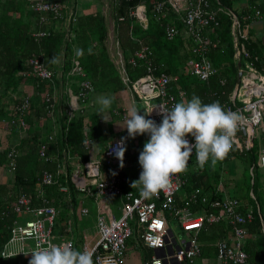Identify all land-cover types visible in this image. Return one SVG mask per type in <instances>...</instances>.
I'll return each instance as SVG.
<instances>
[{
	"label": "trees",
	"instance_id": "obj_1",
	"mask_svg": "<svg viewBox=\"0 0 264 264\" xmlns=\"http://www.w3.org/2000/svg\"><path fill=\"white\" fill-rule=\"evenodd\" d=\"M31 1L0 0V127L4 126L13 138H18L17 143L0 149V172L7 169V152L11 148L16 149L19 154L11 184H3V181L0 180V208L6 204L3 205L2 202L7 200L11 203L19 193L33 194L39 189L41 174L44 171L54 173L57 169L56 161L52 159L54 151L65 150L73 158L80 159L84 165L90 160L86 142L102 141L101 124L95 113L77 112L71 120H68L66 115L69 109L68 98L66 102L60 99V110L59 107L58 110L55 109L56 102L53 101L52 106L48 109L49 104L44 100L47 93L55 96L57 87L67 80V75L70 74L75 61L78 62L80 69L91 82L93 93L113 95L126 92L129 89L132 91L133 84L150 74L149 69L152 68L153 73H151L155 77L161 75L172 77L174 83L183 92L185 100H190L195 94L201 98L204 104L219 101L223 107L225 103L229 102L238 72L234 60L232 19L227 13L219 12V26L209 30L211 40L221 41V45L217 49H211L207 56L217 69V74L206 81H200L186 72L194 55L192 53L193 39L184 34V16L182 13L174 12L167 0H105L109 20L101 9L104 0H94L95 2L86 0L90 6L93 3L97 4L98 7L95 5L96 10L85 14L72 12L71 15L66 14L57 0H49L51 3L60 4L63 19H53L49 15L48 20L44 22H39V13L31 9ZM209 1L214 9L222 8L237 17L239 31L246 32V39L240 41L250 55V59L258 58L259 61L264 59L261 44L257 43L253 37L254 31L246 28L251 21L246 17L249 15L251 17L253 6L260 11L264 19V0H261L260 3H257L256 0ZM242 2L247 6L242 8L240 6ZM155 3L163 4L164 11H166L165 17L157 16L154 13ZM89 5L87 7H90ZM139 6L145 8L146 23L140 22L134 15ZM66 7L69 9L68 6ZM109 21L112 23L113 44L119 50L121 66L116 65L110 55ZM168 23L174 25L179 32L171 40H168L165 35ZM42 33H44L43 36L40 35ZM142 44L148 46L152 51L151 59L139 60L134 57L135 52L140 49ZM222 48L223 51H221ZM77 49H82L83 54L78 56ZM89 49H91V53H89ZM180 49L184 50L186 56L180 55ZM39 55H43L45 67L53 74L51 80L40 81L25 76L29 69V58ZM53 57L56 62H53ZM132 59L134 64H132ZM149 60L152 64L151 67H149ZM222 81L224 83H221ZM29 82L33 85L35 93L33 92V97L29 98V109L24 115L27 131L21 134L13 122V116L17 114L15 108L25 97L20 95L22 88ZM41 120H44L45 124L43 129L49 125L47 132H49V136L52 135L51 141L47 140L49 136L44 138L38 129ZM56 123L59 126V131L54 133L53 124ZM149 138L148 135L147 139ZM261 140L263 142L257 145L254 142L255 138L251 139L248 151H240V148H235L233 144L229 156L224 160L240 155L243 157V161L248 164L244 179L246 186L248 181L255 202L246 204L251 207L250 211L253 214L252 222L246 226L248 236L244 244L249 264H264V197L261 198V195H264V175L260 173L258 166L259 152L264 149V139ZM43 141H48L49 150L46 152V156H49V161H45L38 155L39 144ZM240 141L241 139H239ZM124 147L129 146L124 144ZM128 153L126 152L124 160L131 162L138 159L139 154L135 157L136 154L131 156ZM195 163L193 169L182 173L185 183L177 194L176 201L179 208L186 207L192 213L204 209L210 214L213 213V208L210 205L221 198L217 191L218 175L210 164L201 169L199 166L197 167V161ZM70 172L64 173L57 184L44 188V199L58 212L53 228L54 233L56 231L57 234H63L66 230L67 221L70 219L67 216L69 214L68 204L75 208L78 195H84L76 192ZM59 185L66 186L68 194L60 193ZM203 198L206 199L205 203L202 202ZM39 205L41 204L36 206ZM241 211L247 212L242 207ZM74 215L72 216L73 227L78 222ZM7 225H10V220L5 221L0 218V251L9 238ZM130 226L134 234L127 242L128 248L129 244L133 246L135 243L145 248L148 252L145 260H149H146L144 264H147L151 259L152 250L142 244L141 231L137 226V221L131 222ZM202 228L205 230L198 236V242L202 246V256L205 253V245H208V252H214L210 244L216 242V239L213 240L211 237L229 239L232 235L231 227L226 223L204 225ZM212 233L214 235L210 236ZM73 242L74 244L82 242L83 245L82 236L76 235ZM75 249L77 250L76 247Z\"/></svg>",
	"mask_w": 264,
	"mask_h": 264
},
{
	"label": "built area",
	"instance_id": "obj_2",
	"mask_svg": "<svg viewBox=\"0 0 264 264\" xmlns=\"http://www.w3.org/2000/svg\"><path fill=\"white\" fill-rule=\"evenodd\" d=\"M167 2L174 12L182 13L184 16V34L193 39L192 53L194 55L186 72H189L191 76H195L200 81H206L216 76L217 69L207 56L211 49H217L221 45V41L211 40L205 34V31L219 26V12H225L230 15L232 19L231 33L235 49L234 60L236 64L241 63L240 68H237V72L240 71L241 75L238 84L236 80L229 102L225 103L223 108L226 111L239 114L238 130L233 144L235 148L239 147L240 151H248L251 139L257 137V132L264 137L263 62L259 61L258 58L250 59V55L240 41L241 39H246V32L241 33L239 31L238 19L230 11H225L222 8L214 9L209 0H167ZM30 7L39 13V22L48 20L49 15L53 19H63L61 6L58 3H51L49 0H32ZM251 9L253 13H251V17H249L250 15L247 16V19L258 22L263 20L257 8L253 6ZM154 13L157 16L162 15L165 17L166 11H164L162 3L154 4ZM134 15L140 22H144V6H139ZM246 28L248 29L250 26ZM178 34L176 27L168 23L165 28L167 39L171 40ZM40 35L43 36L44 33ZM221 51H223V48ZM152 56V51L144 44L140 45V49L134 54V57L139 60L151 59ZM131 61L134 64V60L132 59ZM151 66L152 64L149 60V67ZM260 66L261 68H259ZM28 67L29 69L25 76L29 79L45 81L51 80L53 77L51 71L45 67L43 55L29 58ZM149 71L150 74L135 82L133 88L136 95L142 101H146L147 107H154L151 114L148 115V119H152L159 125L162 121L160 108L170 110L175 103L185 100V98L172 77L167 75L155 77L152 74V68ZM69 75L80 78L77 94L73 98L74 101L69 104V109L66 113L68 120H71L77 111L89 112L87 108H81L77 103L85 104L87 102L92 93V84L76 61ZM221 83H224V81ZM29 98V96H25L22 99V102L15 108L17 114L13 116V122H15L17 130L21 134L27 131L24 115L29 109ZM44 100L49 104L47 106L49 109L52 106V101L55 102V96L47 93L44 96ZM149 102L153 103L150 104ZM187 139L194 144L193 137L188 136ZM239 139H241L240 142ZM47 140L51 141L52 137L49 136ZM48 141L41 142L38 149V155L45 161H49V156H46V152L49 150ZM86 147H89V141L86 142ZM121 148H125L121 140H113L107 145L104 151L105 164L107 166H113L120 162L116 152ZM194 156L195 150L193 149L188 166ZM18 157V152L14 148L7 152V169L9 172H15ZM258 166L264 171V149L259 152ZM82 172L92 178L94 181L93 188H90L86 183H75L76 192L93 198L120 197L123 204L122 214L118 219L110 213L97 216L98 239L94 244L83 237L81 251L92 252L94 264H112L113 261L114 264H126L127 242L134 234L130 223L134 220L137 221V226L141 231L140 240L142 244L146 248L153 250L154 253H158L152 256L147 264H198V259L201 257L202 252L201 245L198 242L199 230L204 225H217L219 223L229 224L232 235L229 240L218 241L215 244V256L218 263L249 264L244 251V244L248 236L246 226L252 222L253 214L251 211L243 213L239 200L222 192L224 191L223 186L220 187L219 185L217 188L221 195L220 200L210 205L213 208V213L208 214L204 209H201L202 214L193 218L192 215L188 214L189 209L186 207L179 208L176 201V196L185 183L182 179V174L173 177L172 184L167 190L161 191L158 196L152 199H145L140 194L123 190L122 183L124 179H100L98 162L88 163ZM82 172L78 170L76 175H82ZM63 175L64 172L61 166H57L54 173L44 171L39 178L40 187L37 191L33 194L19 193L11 203H6L3 208H0V218L5 221L10 220V225H7L9 238L1 248V259H16V264H28L31 259L30 252L37 250L41 246H46L48 243H53V228L58 212L54 207L49 206L44 199V188L57 184ZM59 192L68 194V188L64 185H59ZM36 200L37 202H35ZM202 202L205 203L206 199L203 198ZM37 204L41 205L36 206ZM165 213H169L177 219L181 231L185 234L181 242L176 240L170 230ZM80 214L86 216L88 210L85 208L81 209ZM22 215H29L31 218L22 224L19 221ZM71 231L72 224L69 221L66 224L64 233L58 234V236L62 237V241L53 244L70 243L75 248L72 239H65V236L70 234ZM26 241H31L32 247L25 244ZM17 244H19V247L16 246ZM13 246L16 247L15 250L12 249Z\"/></svg>",
	"mask_w": 264,
	"mask_h": 264
},
{
	"label": "clouds",
	"instance_id": "obj_3",
	"mask_svg": "<svg viewBox=\"0 0 264 264\" xmlns=\"http://www.w3.org/2000/svg\"><path fill=\"white\" fill-rule=\"evenodd\" d=\"M76 54L82 55L83 50L77 49ZM53 62H56L55 57ZM112 102L109 97L98 98L102 106L100 111L109 109ZM153 109L148 107L144 115H140V109L130 108L125 126L129 138L142 134L150 137L138 156L142 169L139 179L131 183L132 188H139L140 196L145 199L158 196L171 186L174 176L187 171L193 149L201 169L206 164L214 168L224 161L232 150L240 120L238 113L226 111L219 101L204 104L195 94L190 100L175 103L170 110L160 108L162 121L159 125L146 119ZM188 136L194 138V144L189 142ZM124 151L121 148L116 152L120 167H123ZM30 254L28 264H94L92 252L76 250L70 243H48Z\"/></svg>",
	"mask_w": 264,
	"mask_h": 264
},
{
	"label": "crops",
	"instance_id": "obj_4",
	"mask_svg": "<svg viewBox=\"0 0 264 264\" xmlns=\"http://www.w3.org/2000/svg\"><path fill=\"white\" fill-rule=\"evenodd\" d=\"M256 1L257 3L261 2V0H256ZM57 2H59L62 5V7L64 8L63 10L66 12L67 15H71L72 12H77L78 14L79 13H83V14L92 13L93 11L96 10L95 6H93L94 8L92 7L93 4H91L90 7H86L84 4L80 6L79 4L80 0H57ZM66 6H68L69 9ZM240 6L244 8L245 7L244 2H242ZM253 34H254L253 37L257 41V43L259 42L261 44L260 45V47H262L261 52L263 53V57H264V19L257 22L256 28L254 29ZM260 60L264 64V59H260ZM259 68H261V66ZM79 82H80L79 77L67 75V80L64 83L59 84V86L56 89L57 92L55 93V102H56L55 109L56 110H58V107H59V110L61 109L59 105L61 102L60 99L65 100L66 102V99L68 98L69 104L71 103V101H74L73 98L77 94ZM33 92H34L33 85L29 82V83H26L25 86L22 88L20 95L21 97L22 96L23 97L24 96L33 97L34 95ZM100 97H109V98H112V101H113L111 107L109 109H106L103 112L100 111L102 106L98 103V98ZM153 101L156 102L155 100ZM149 103L152 104L153 102H149ZM77 105H79V107L81 108H87L90 113H95L98 116L100 124H101L102 136H103L102 141L100 142L99 141H93V142L89 141V147H86V148L89 151L90 160L84 165H82L80 159L73 158L72 156H70V153L69 152L67 153L65 150L54 151L52 159H55L57 166H61V169L63 170L64 173H67V171H71L70 172L71 181L74 184V186H75V183H81V184L86 183L90 188H93L94 181L92 180V178L88 177L86 174H83L82 171L85 169L88 163L97 162L95 155L98 154L100 151H103L104 153L107 145L110 142H112L113 140H121L125 144V146H129L124 149L125 150L124 157H125L126 152H129L128 154L131 156H133L132 154H136L134 155L136 157L137 154H140V151L143 150V146L146 143V140H148L147 139L148 135L142 134V135H137L135 138H129L127 129L125 126H126V121L128 119V111L130 110V108L136 107L140 109L138 114L144 115V109H147L148 107H147L146 101H142L136 95L133 87H132V91L129 89L126 92H122L120 94H113V95L99 94V93L92 92L85 104L78 102ZM146 119H148V116H146ZM44 125H45L44 123L41 124L42 129ZM53 127H54V133H57L59 131L58 124L57 123L53 124ZM47 128L46 129L44 128L46 131L43 129L45 134H43L42 132L44 138L49 136L48 135L49 132H47ZM38 129H39V126H38ZM1 131L7 132V130H0V132ZM7 133L3 134V139L0 138V149H3L2 146H3L4 140L7 144L5 148L10 146L13 143L18 142L17 137L13 138L10 132L8 134ZM126 142H127V145H126ZM95 144H99V145L94 148V154H91V149L95 146ZM124 157H123V167H120L121 162L113 165L114 168H118V169L115 172H112L111 175L101 172L99 168L100 179H103V180H107L111 178L124 179V182L122 183V189L124 188L125 191H130L134 194H140L139 188H132L131 183L132 181L139 179V174L142 171V169H139V167L136 168L138 164L135 162V160L129 162L128 160H124ZM78 170L82 172V175H76V172ZM13 174L14 173L9 172L8 169L6 170L4 169L3 172H0L1 182L3 181L2 182L3 184L9 183L10 185L12 182ZM261 174H262V171H261ZM220 189L222 190V188ZM76 200H77V203H75V208L72 205L68 204L69 214L67 216H69L70 218L69 221L72 224V230H73V223H74V219L72 220V216L73 214H75L74 217L77 218L78 223L82 224L81 230L83 231V233L80 236H82V238L83 237L86 238L87 241L91 242L92 244H94L98 239L96 221L93 222L92 225H90L87 221H83L82 217H85V216H82L80 214V210L85 208L88 210V214H90L91 213L90 208L93 209L92 211L95 214L96 219L98 215H102V214L106 215V213L107 214L110 213L116 219H118L122 214L121 210H122L123 204H122V199L120 197L93 198V197H89L85 195H78ZM2 203L4 205L5 203H9V201L6 200L5 202H2ZM242 208L245 211H250L251 207L247 205H242ZM188 211H189L188 214L190 216L192 215L193 218L198 217L202 214L201 210L196 213H192L190 209ZM69 221H67V223ZM204 230L205 228H202L201 230H199L198 236ZM71 233H70V236L73 238V233L72 234ZM213 235L214 234L212 233L210 236H213ZM211 238L213 240L216 239V242L210 244L214 252H211V253L208 252V245H205V248H206L205 253L203 256L201 253V257L198 259V264H219L215 256V244L218 241L229 240V239H226V238L219 239L216 236L211 237ZM75 247L77 248V250L81 251L82 244L78 242L77 244H75ZM147 254L148 252L146 251V249L142 248L139 244L135 243L133 246L129 244L128 254L126 256L125 262L126 264H144L146 260H149V259L145 260V257H147ZM156 254L158 253H154V251L152 250V256Z\"/></svg>",
	"mask_w": 264,
	"mask_h": 264
},
{
	"label": "rangeland",
	"instance_id": "obj_5",
	"mask_svg": "<svg viewBox=\"0 0 264 264\" xmlns=\"http://www.w3.org/2000/svg\"><path fill=\"white\" fill-rule=\"evenodd\" d=\"M92 1L95 2L94 0H92ZM103 3L101 4V9L103 10L104 14L106 15L107 20H109L107 7H106L107 2L104 0ZM79 4H80V6H82V4H84L86 7L89 5V4H87L86 0H80ZM95 5H96V7H98L97 4L93 3V6H95ZM257 22L258 21H250V23H249L250 29H252L254 31V29L256 28ZM209 30H211V29H208L205 31V34L207 36H209V33H210ZM108 32H109L108 40H109L110 55H111L112 59L114 60V63L118 66H121L122 63L120 60L119 50L117 49V46L113 44L111 21H109ZM243 32H244V30H243ZM179 51H180V55L182 57L186 56V53L184 52V50L180 49ZM260 56H262L261 53H260ZM187 71H188V69H187ZM43 121L44 120H41L38 125H39V129L41 130V133L43 132V134H45L44 130L41 128V124L44 123ZM0 130H6V128L4 126H1ZM7 132L9 133L8 129H7ZM7 132L1 131L0 132V138L3 139V134L7 133ZM43 134H42V136H43ZM256 136L257 137L255 138L254 142L257 143V145H258V143L263 142L261 140L263 137L258 132H257ZM6 145L7 144L4 140L2 148H5ZM98 145L99 144H95V146L91 149V154H94V148L97 147ZM95 156H96L97 162L99 163V168H100L101 172H104L108 175H111L112 172H115L118 169V168H114V166H106L103 151H100ZM196 161H197V159H196V155H195L191 161L192 165L190 164L187 167V170L193 169V167L196 164L195 163ZM135 162L138 164V166L136 168L139 167V169H141V167L138 163V159L135 160ZM247 168H248V164L245 161H243V157H241L240 155L233 156L229 160L222 161L221 163H218L213 168L214 172H216L218 175V182H217L218 186L220 185V187L221 186L224 187V191H222V192L229 194L230 197L236 198L237 200L240 201V203L242 205H246L247 203H255L253 200L252 194H251V190L249 189V186H248V181H247V186H246V182L244 179V174H245V171L247 170ZM261 171H262V174L264 175V171L260 169V173H261ZM1 172H3V170ZM219 178H220V180H219ZM247 187H248V189H247ZM263 197H264V195H261V198H263ZM111 198H116V197H111ZM260 201H262V200H260ZM90 205H92V204H90ZM90 210H91V213L85 217H82V219H83V221H87L90 225H92L93 222L96 221V217L92 211L93 209L90 208ZM263 214H264V211H263ZM165 215H166V218L169 222L170 230L172 231L176 240L178 242H181L184 239L185 234L181 231V229L178 225L177 219L174 218L173 216H171L169 213H165ZM30 218L31 217L29 215H22L21 218L19 219V221H20V223L23 224L25 221L29 220ZM81 227H82V224L78 223V222H77L76 226L73 227V230H72L73 239H74L76 233L79 237L83 233V231L81 230ZM78 229H80V230H78ZM57 233L58 232L55 231L54 236H53L54 238L52 239L53 243H60L62 241V237L58 236ZM65 239H67V240L71 239V236L70 235H69V237L65 236ZM25 244L32 247L31 241H26ZM81 244H82V242H81ZM16 246L19 247V244H17ZM12 249L15 250L16 247L13 246ZM16 263H17L16 259H11V260L1 259V261H0V264H16Z\"/></svg>",
	"mask_w": 264,
	"mask_h": 264
},
{
	"label": "water",
	"instance_id": "obj_6",
	"mask_svg": "<svg viewBox=\"0 0 264 264\" xmlns=\"http://www.w3.org/2000/svg\"><path fill=\"white\" fill-rule=\"evenodd\" d=\"M143 19H145V18L143 17ZM240 66H241V63H238V64H237V68H240ZM240 75H241V72H240V71H238V79H237V84L239 83V78H240Z\"/></svg>",
	"mask_w": 264,
	"mask_h": 264
}]
</instances>
